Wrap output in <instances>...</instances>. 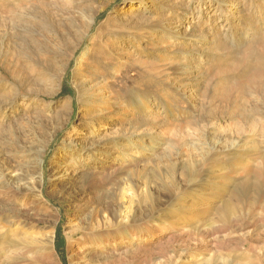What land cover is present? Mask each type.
<instances>
[{
	"label": "rangeland",
	"instance_id": "1",
	"mask_svg": "<svg viewBox=\"0 0 264 264\" xmlns=\"http://www.w3.org/2000/svg\"><path fill=\"white\" fill-rule=\"evenodd\" d=\"M0 264H264V0H0Z\"/></svg>",
	"mask_w": 264,
	"mask_h": 264
},
{
	"label": "bare ground",
	"instance_id": "2",
	"mask_svg": "<svg viewBox=\"0 0 264 264\" xmlns=\"http://www.w3.org/2000/svg\"><path fill=\"white\" fill-rule=\"evenodd\" d=\"M14 197H15V199L17 198V196H16V194H14ZM24 197V196H23ZM228 211V210H227ZM133 211H132V209L131 208H127L126 210H125V212L123 213V215L122 216H120V220H122V221H127L128 222V220H129V218L133 215V213H132ZM229 212V211H228ZM52 244V243H51ZM49 245H50V243H49Z\"/></svg>",
	"mask_w": 264,
	"mask_h": 264
}]
</instances>
